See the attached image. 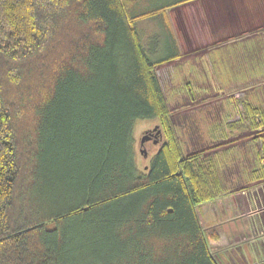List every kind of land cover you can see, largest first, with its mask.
Segmentation results:
<instances>
[{"label": "trees", "instance_id": "obj_1", "mask_svg": "<svg viewBox=\"0 0 264 264\" xmlns=\"http://www.w3.org/2000/svg\"><path fill=\"white\" fill-rule=\"evenodd\" d=\"M136 1L0 0V264H220L199 211L225 196L233 152L186 156L156 72L182 58L169 11L195 0L134 14ZM158 17L173 51L152 60L136 25ZM242 104L213 141L264 128L261 94ZM140 120L161 130L147 172ZM27 178L53 205L20 194Z\"/></svg>", "mask_w": 264, "mask_h": 264}, {"label": "rangeland", "instance_id": "obj_2", "mask_svg": "<svg viewBox=\"0 0 264 264\" xmlns=\"http://www.w3.org/2000/svg\"><path fill=\"white\" fill-rule=\"evenodd\" d=\"M177 0H137L133 9L134 14H139L151 9L159 8ZM137 31L141 38V44L146 54L152 59H158L168 56L173 51V45L162 25V19H146L137 23ZM248 44L231 45L223 47V51L183 53L186 56L174 63L157 68L156 72L163 86L164 92L168 98L172 112L173 122L179 131L180 139L183 143L186 156L202 154L204 157L213 156L225 150H233L231 155V164L224 170L223 177L225 184L231 189L232 179L238 181L242 186L247 187V181L242 180L241 173H248L255 167V160L261 156L260 138H264V128L259 131H245L235 136H229L225 140L213 141L209 137L212 125L222 121H236L243 115L242 101L245 97L248 99H264V77L255 76L256 82L246 83L245 79H239L235 82L236 72L242 70L247 64H251V70L260 62V55L264 54V43L262 51L256 48L252 54L255 59L246 62L235 58L234 53L248 48ZM246 54V52H245ZM237 56H240L239 54ZM253 56V55H252ZM259 57V58H258ZM122 61V60H121ZM120 61V64H122ZM244 64V66H239ZM251 80V79H249ZM186 85L193 88V95L187 91ZM157 120L137 121L133 134L134 148L136 154L137 167L142 172H147L148 167L154 155L160 149L158 144L152 142L145 143L148 157L141 154V140L145 132L153 131L158 127ZM239 186L235 184L234 187ZM260 187H264V184ZM234 189V188H233ZM20 194L24 197H30L31 202L35 200L39 203V208L53 205L54 192L49 185L42 187L40 182L29 181L20 184ZM35 201V202H36ZM29 201H21V205H29ZM26 204V205H25ZM240 208L232 203L219 210L220 215L224 211L231 209L239 210L244 214L246 212L242 202H239ZM235 205V206H234ZM211 204L200 208L199 213L206 222L213 223L206 225L207 234L213 233V230L223 226L241 223L231 217L213 216L210 210ZM37 208V209H39ZM224 209V210H223ZM36 213V212H35ZM40 212L34 214L35 218L40 217ZM212 220V221H211ZM205 221L203 222L205 224ZM229 227V226H228ZM233 239L231 233L227 234L226 241ZM246 241V240H245ZM214 244V242H212ZM247 243V241H246ZM229 245H226L228 247ZM241 246V245H240ZM213 252L215 247L213 245ZM235 252L237 246L234 247ZM225 250V249H224ZM242 251V248H240ZM232 251V253H235ZM220 264H228L219 255V251L214 253ZM240 264H246L243 259H238Z\"/></svg>", "mask_w": 264, "mask_h": 264}, {"label": "crops", "instance_id": "obj_3", "mask_svg": "<svg viewBox=\"0 0 264 264\" xmlns=\"http://www.w3.org/2000/svg\"><path fill=\"white\" fill-rule=\"evenodd\" d=\"M168 20L182 56H186L183 53L223 51V47L231 44L232 47L236 45L241 47L249 43L248 48L239 50L240 53L236 52L233 55L235 58L249 62L255 59L252 53L256 48L262 51L264 0H195L171 9ZM238 54L240 56H237ZM259 57L260 62L254 66L255 69L251 70V64H247L245 69L242 67L241 71L236 72L235 82L245 79L246 83H251L256 82L255 76L264 77L263 52ZM258 168V158H256L254 169L248 173L245 171L241 173L242 180L247 181V187L232 179L231 189L228 188L224 197L212 203L209 210L213 216L241 220V223L236 222L216 228L218 239L210 240L211 248L213 245L218 246L214 251H219L218 256L228 264H240L238 259H243L246 264H264V187H260L264 184V172L253 173ZM235 184L239 186L234 187ZM239 202H242L246 209L244 214L240 209H231L220 215L219 210L229 204L234 203L240 208ZM200 219L201 222L205 221L201 214ZM203 222L205 228L207 224L213 225L210 222L205 221V224ZM229 233L233 239L228 238L227 242L226 237ZM235 246H237L236 252Z\"/></svg>", "mask_w": 264, "mask_h": 264}, {"label": "water", "instance_id": "obj_4", "mask_svg": "<svg viewBox=\"0 0 264 264\" xmlns=\"http://www.w3.org/2000/svg\"><path fill=\"white\" fill-rule=\"evenodd\" d=\"M160 134H161V130H159V127H156L151 132V134H146V135L143 136V138L141 140V146L143 147L145 145V143H147L148 141H151L153 139H154L155 144H157ZM141 154H143L145 158L148 157V153H147V150L145 148L141 149Z\"/></svg>", "mask_w": 264, "mask_h": 264}, {"label": "flooded vegetation", "instance_id": "obj_5", "mask_svg": "<svg viewBox=\"0 0 264 264\" xmlns=\"http://www.w3.org/2000/svg\"><path fill=\"white\" fill-rule=\"evenodd\" d=\"M154 135V134H153ZM152 135V136H153ZM150 142H152L153 144H155V142H154V139L153 140H151V141H148L147 143H150ZM158 144V143H157ZM157 144H155V145H157ZM143 148H144V146H143Z\"/></svg>", "mask_w": 264, "mask_h": 264}]
</instances>
